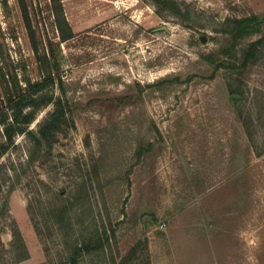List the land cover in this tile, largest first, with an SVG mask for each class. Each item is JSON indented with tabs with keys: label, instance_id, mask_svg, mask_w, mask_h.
<instances>
[{
	"label": "rangeland",
	"instance_id": "1",
	"mask_svg": "<svg viewBox=\"0 0 264 264\" xmlns=\"http://www.w3.org/2000/svg\"><path fill=\"white\" fill-rule=\"evenodd\" d=\"M176 1L188 22L139 0H64L75 35L60 42L49 0H27L39 54L52 41L62 71L63 91L46 94L72 112L35 160L20 135L0 157V264H65L95 234L107 242L80 264H264V47L241 65L264 35V0ZM0 69L42 76L17 0H0ZM110 137L119 166L98 192L90 168ZM138 151L126 188L117 171Z\"/></svg>",
	"mask_w": 264,
	"mask_h": 264
},
{
	"label": "trees",
	"instance_id": "2",
	"mask_svg": "<svg viewBox=\"0 0 264 264\" xmlns=\"http://www.w3.org/2000/svg\"><path fill=\"white\" fill-rule=\"evenodd\" d=\"M63 1L49 0L50 10L60 42L68 40L75 35L73 28L66 18ZM139 1L149 5L154 15L160 19L174 17L182 22H188L191 19L190 11L182 2L176 0ZM17 3L20 8L30 47L35 57H37L42 76L35 81H31L29 77H24L22 80H19L15 73L8 75L0 72V126L3 137V140L0 142V157L14 145L15 137L20 135L24 137L28 157L33 161L42 149L49 150L52 148L58 133L68 121V117L72 112V104L61 95L53 96L46 94V90L51 87H57L60 92L63 91L64 82L62 71L52 48V41H47V52L45 55L41 56L39 54V41L30 19L27 0H17ZM258 19V17L252 16L250 18L234 19L233 22L235 23L234 26L237 28V31H244L255 25ZM263 47L264 35L250 42L243 52L241 65L246 67L254 64L258 60ZM136 90V96H140L143 92V88L139 83H136ZM105 99L122 103L126 100H131V97L124 96L122 98L112 97ZM48 105H52L53 110L47 119L37 122L34 128L31 127L36 112L44 109ZM101 133L105 135L110 132L104 127L98 131L99 135ZM111 139L112 137L101 145L99 155L94 159L90 168L98 192H101L103 187L112 183V179H108L105 174H108V171L114 170L119 166H117L116 161L109 162L112 160L107 159L111 154L114 156V153L105 151ZM142 154V151L135 152V162L123 164L119 168V171H117L121 174L118 179L119 182H122L126 188H129L131 184L130 175L132 174L134 166L142 157ZM101 174L104 175L102 179L100 178ZM86 196L87 194H85ZM104 242H107L106 239L100 238L98 234H95L94 237L80 239L73 244L65 264H80L81 258L84 255L91 254L97 249L102 250Z\"/></svg>",
	"mask_w": 264,
	"mask_h": 264
},
{
	"label": "crops",
	"instance_id": "3",
	"mask_svg": "<svg viewBox=\"0 0 264 264\" xmlns=\"http://www.w3.org/2000/svg\"><path fill=\"white\" fill-rule=\"evenodd\" d=\"M195 244H192V243H190V244H186V249L189 251V250H192L191 248L194 246ZM197 245V244H196ZM190 260V262L191 263H193V261L190 259V254H188V256H187V258H186V260ZM195 261V260H194Z\"/></svg>",
	"mask_w": 264,
	"mask_h": 264
},
{
	"label": "water",
	"instance_id": "4",
	"mask_svg": "<svg viewBox=\"0 0 264 264\" xmlns=\"http://www.w3.org/2000/svg\"><path fill=\"white\" fill-rule=\"evenodd\" d=\"M143 221H146L145 219H143Z\"/></svg>",
	"mask_w": 264,
	"mask_h": 264
},
{
	"label": "built area",
	"instance_id": "5",
	"mask_svg": "<svg viewBox=\"0 0 264 264\" xmlns=\"http://www.w3.org/2000/svg\"><path fill=\"white\" fill-rule=\"evenodd\" d=\"M162 226H164V224H162Z\"/></svg>",
	"mask_w": 264,
	"mask_h": 264
}]
</instances>
